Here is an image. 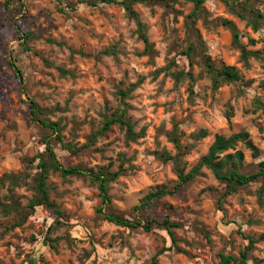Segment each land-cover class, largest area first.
<instances>
[{"label":"rangeland","instance_id":"1","mask_svg":"<svg viewBox=\"0 0 264 264\" xmlns=\"http://www.w3.org/2000/svg\"><path fill=\"white\" fill-rule=\"evenodd\" d=\"M226 1L263 15L258 31L230 13L223 1L206 0L189 31L195 47L186 57L185 24L195 10L189 0L134 5L152 45L151 56L143 55L135 23L119 5L101 0H0V202L27 206L35 194L36 169L35 164L27 167L26 160L43 152L48 142L64 167L86 172L103 168L111 174L120 167L125 170L109 184L110 202L103 212L142 223L168 217L180 225L172 229L175 243L155 223L150 232L116 226L97 213L101 198L87 177L62 180L53 172L47 179L50 199L63 217L37 207L18 225V212H0V264H219L221 254L238 258L249 238L254 244L246 264H264L260 182L227 195L225 184L203 167L180 193L157 200L145 212L137 210L149 194L177 182L174 162L159 155H176L168 139L172 133L182 146L179 166L185 172L218 135H249L256 153L243 143L227 152L242 154V173L257 172L264 161V113L255 110L256 100L264 104V52L259 60L250 58L246 67L230 32L221 26L223 20L233 22L241 44L262 51L264 0ZM26 34L29 51L23 48ZM113 48L116 57L104 54ZM207 58L215 69L234 68L239 80L220 79L214 88ZM61 69L67 72L64 76ZM139 80L126 100L137 138L127 140L118 126L93 137L103 117L118 106L116 89L126 90ZM32 102L38 107L35 115ZM40 121L57 123L62 143ZM200 131L205 137L193 139ZM69 143L78 150L75 154L67 150ZM6 175H23L28 185L10 192Z\"/></svg>","mask_w":264,"mask_h":264},{"label":"trees","instance_id":"2","mask_svg":"<svg viewBox=\"0 0 264 264\" xmlns=\"http://www.w3.org/2000/svg\"><path fill=\"white\" fill-rule=\"evenodd\" d=\"M151 0H101L104 4H113L121 6L127 17L134 21L136 26V35L137 39L143 44V55L151 56L153 53L152 45L150 44L146 28L142 21L140 20L137 12L133 9L136 4H146ZM161 2H165L167 0H158ZM175 1V0H173ZM194 5V12L189 14L188 19H190V24L186 23V52L185 56L190 57L194 51V45L189 40V31L194 25L196 18L199 15V11L201 6L204 4L206 0H189ZM225 3L230 13L235 15L238 19L242 21H246L247 25H249L254 32H257L258 21L263 18V15L254 12V10L246 5H241L240 7H236L233 4H230L226 0H221ZM7 2L6 4H8ZM221 26L228 30L231 35L232 44L240 50V59L243 64L247 67L248 60L250 58L261 59V52H264V46L262 51H249L244 47L240 42V34L237 30V27L233 22L228 20L221 21ZM195 36L197 41L200 40V36L196 31ZM30 39V34L25 35V43L23 44V48L29 51V48L25 46L26 42ZM250 45H255V41L252 39L248 40ZM106 55L116 57L115 48L111 50H107L104 52ZM207 61V70L208 73L212 76L213 87L216 88L219 84L220 79L227 83H232L239 80L238 73L234 70V68L230 67H222L220 69H215L213 66L208 64L209 59ZM16 73L19 75L20 80L22 81L21 74L18 70ZM67 72L64 70H60V74L64 76ZM178 80V75L175 76ZM141 83V80L135 86H131L130 88L124 90L121 86L116 89V99L118 101V106L116 110L110 116H104L102 120L101 127L99 130L93 135L102 136L109 132L111 127L118 126L125 133V138L130 141H134L137 138V134L134 133L133 124L130 121V118L127 115L128 106L126 100L128 99L131 92L134 88ZM192 93V91H191ZM255 110H261L264 113V104L259 100L255 101ZM31 113L33 115L38 113V107L35 103H31L30 105ZM37 112V113H36ZM40 124L49 130L52 131L53 134H56V139L60 143H62V137L60 136L61 128L57 123L40 121ZM206 135L205 131H200L197 134H193L192 138L195 140H199L204 138ZM169 141L172 143L176 150L175 156H170L169 154L161 153L160 157L165 158V161H172L175 164V175L177 178V182L173 185L172 188L166 189L162 188L156 191L155 193L149 194L137 207L138 211L145 212L148 208L152 207L157 200L166 197V196H174L181 191H183L190 183H192L196 176L199 175L201 169L203 167L207 168L215 177L216 180L225 184L226 186V194H230L236 192L238 188H241L245 185L254 182H260L262 187L264 188V161L258 164V170L252 174H244L240 171L241 163L243 161V156L240 152H235L234 154H228L229 150H234L235 146L238 143H243L247 149L256 153L257 150L249 139V135L246 132L234 134L230 137L224 136H216L213 143L209 147L207 153L200 159V161L191 168L188 172H185L180 168V158L183 156L184 152L182 150V146L179 142V138L175 136L174 133L168 135ZM45 149L43 152H40L36 156L31 159L26 160L27 167H32L35 164L36 173L33 178L34 186L33 190L35 194L29 199L28 204L24 208H19V205L15 201H12V204L4 205L0 202V212L3 216H8L12 210H15L21 215V222L18 225H21L28 217L32 216L37 207H43L50 210L54 216L57 218H62L63 214L60 211V208L50 199V187L47 184V179L50 173H58L62 180H65L68 177H87L91 183L95 184L99 191V197L101 198V206L97 213L102 215V219L112 223L119 227H124L127 229H142L146 232H150L153 228L154 223L163 227V229L168 233L171 241L175 243V239L173 237L172 229L179 228V223L172 222L168 217H165L161 222L156 221L154 219H146L145 222L142 223L141 220H128L122 216L108 214L103 212V208L106 205H109L110 197L108 195L109 184L117 179L119 176H122L125 173V170L120 167L119 170L113 174L108 173L105 169L100 168L97 172L92 171H84L76 167H64L61 165L52 149L50 143H44ZM67 150L70 153L75 154L78 150L74 148L72 144L66 145ZM5 179H8L10 185V192L18 187L28 185L25 182L23 175H6ZM23 213V215H22ZM254 244V240L249 238V245L245 248V250L239 255L238 258L230 255H220L219 264H246L248 258V252L252 249ZM178 252L187 254V252L177 249ZM153 262H156V258L153 259ZM29 264H33V262H29Z\"/></svg>","mask_w":264,"mask_h":264}]
</instances>
